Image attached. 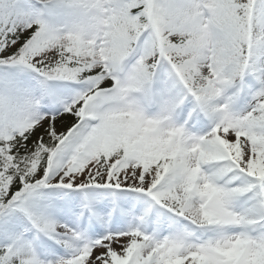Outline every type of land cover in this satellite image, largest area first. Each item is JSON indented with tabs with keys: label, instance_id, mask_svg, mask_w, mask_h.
Segmentation results:
<instances>
[{
	"label": "snow or ice",
	"instance_id": "1",
	"mask_svg": "<svg viewBox=\"0 0 264 264\" xmlns=\"http://www.w3.org/2000/svg\"><path fill=\"white\" fill-rule=\"evenodd\" d=\"M0 264H264V0H0Z\"/></svg>",
	"mask_w": 264,
	"mask_h": 264
}]
</instances>
